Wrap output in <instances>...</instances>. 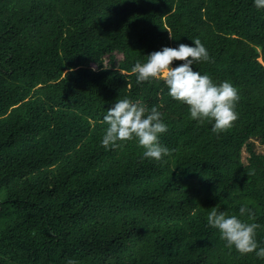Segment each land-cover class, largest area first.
I'll list each match as a JSON object with an SVG mask.
<instances>
[{"label":"trees","instance_id":"16d2710c","mask_svg":"<svg viewBox=\"0 0 264 264\" xmlns=\"http://www.w3.org/2000/svg\"><path fill=\"white\" fill-rule=\"evenodd\" d=\"M197 38L212 60L193 71L240 97L219 133L162 81L131 72ZM123 98L162 113V161L137 141L101 145L102 118ZM263 146L264 10L253 0H0V264H264L207 225L214 209L246 206L255 219H243L264 226ZM256 239L264 247V227Z\"/></svg>","mask_w":264,"mask_h":264},{"label":"clouds","instance_id":"9594fccd","mask_svg":"<svg viewBox=\"0 0 264 264\" xmlns=\"http://www.w3.org/2000/svg\"><path fill=\"white\" fill-rule=\"evenodd\" d=\"M253 5L257 10H264V0H253ZM192 41L194 46L179 44L176 48L163 47L150 53L146 62L137 61L131 72L137 84L162 81L167 95L185 105L193 121L207 122L213 132L219 133L238 119V90L228 81L216 83L209 75L193 71L194 64L210 62L212 57L198 38ZM173 61L183 63L172 67ZM102 122L107 127L100 143L106 150L122 148L128 141H137L143 149L144 159L160 162L169 155V149L160 142V137L168 131V125L157 107L149 109L140 101L118 99L106 111ZM245 216L248 221L255 219L252 210L246 206L239 208L238 215L214 209L207 216V225L218 231L229 250L264 259V247L256 239L257 229L264 226L245 221ZM67 264H77V261L69 259Z\"/></svg>","mask_w":264,"mask_h":264},{"label":"rangeland","instance_id":"374dc122","mask_svg":"<svg viewBox=\"0 0 264 264\" xmlns=\"http://www.w3.org/2000/svg\"><path fill=\"white\" fill-rule=\"evenodd\" d=\"M259 150L264 152V146L263 147H259ZM244 161H246V154L244 155Z\"/></svg>","mask_w":264,"mask_h":264}]
</instances>
